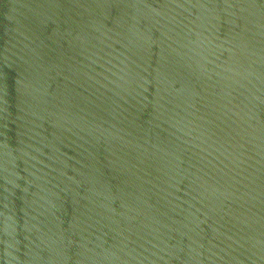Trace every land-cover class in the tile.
Here are the masks:
<instances>
[{
    "label": "water",
    "instance_id": "95a60500",
    "mask_svg": "<svg viewBox=\"0 0 264 264\" xmlns=\"http://www.w3.org/2000/svg\"><path fill=\"white\" fill-rule=\"evenodd\" d=\"M0 264H264V0H0Z\"/></svg>",
    "mask_w": 264,
    "mask_h": 264
}]
</instances>
